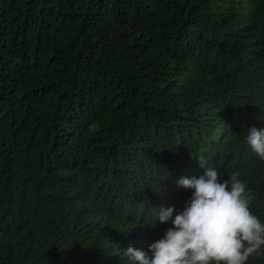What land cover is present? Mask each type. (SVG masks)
Wrapping results in <instances>:
<instances>
[{
    "label": "trees",
    "instance_id": "obj_1",
    "mask_svg": "<svg viewBox=\"0 0 264 264\" xmlns=\"http://www.w3.org/2000/svg\"><path fill=\"white\" fill-rule=\"evenodd\" d=\"M252 126L264 0H0V264H128L200 162L264 219Z\"/></svg>",
    "mask_w": 264,
    "mask_h": 264
},
{
    "label": "clouds",
    "instance_id": "obj_2",
    "mask_svg": "<svg viewBox=\"0 0 264 264\" xmlns=\"http://www.w3.org/2000/svg\"><path fill=\"white\" fill-rule=\"evenodd\" d=\"M242 139L264 161V126L250 127ZM200 166L201 175L177 180L190 191L181 209L153 208L150 223L170 226L147 251L128 246V264H247L264 256V219L252 211L251 189L237 172L224 178L217 167Z\"/></svg>",
    "mask_w": 264,
    "mask_h": 264
}]
</instances>
